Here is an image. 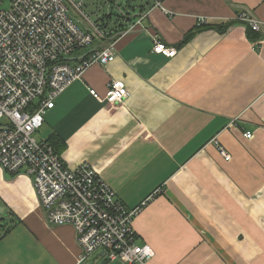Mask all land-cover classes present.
I'll return each mask as SVG.
<instances>
[{
    "label": "crops",
    "instance_id": "1",
    "mask_svg": "<svg viewBox=\"0 0 264 264\" xmlns=\"http://www.w3.org/2000/svg\"><path fill=\"white\" fill-rule=\"evenodd\" d=\"M91 13L93 23L108 16L112 26L115 13L131 22L121 18L126 29L100 45L114 44L113 61L55 99L40 141L56 135L68 169L90 165L126 209L139 208L131 227L153 251L148 264H264V0H105ZM240 13L259 31L238 23ZM154 41L175 56L152 53ZM80 52L70 64L89 53ZM113 81L130 94L122 103L89 95ZM0 208L10 228L0 264H123L102 251L81 259L75 230L48 224L24 173L0 168Z\"/></svg>",
    "mask_w": 264,
    "mask_h": 264
},
{
    "label": "built area",
    "instance_id": "2",
    "mask_svg": "<svg viewBox=\"0 0 264 264\" xmlns=\"http://www.w3.org/2000/svg\"><path fill=\"white\" fill-rule=\"evenodd\" d=\"M150 1L156 7L163 2ZM68 6L83 15V4L77 0H0V168L10 175L23 172L32 180L48 224L75 230L81 259L102 251L110 261L148 264L153 251L136 243L131 227L139 208L126 209L90 165L68 169L48 144L35 137L55 99L69 85L92 65L114 59L113 43L100 47L105 41L102 28L80 29L69 17ZM235 20L252 32L260 29L246 13ZM205 22L200 19L198 24ZM91 45L86 56L70 64L72 55ZM152 53L172 58L176 49L154 41ZM88 93L107 105L120 104L130 95L122 81L111 82L103 96L94 89ZM219 151L230 160L222 148Z\"/></svg>",
    "mask_w": 264,
    "mask_h": 264
},
{
    "label": "trees",
    "instance_id": "3",
    "mask_svg": "<svg viewBox=\"0 0 264 264\" xmlns=\"http://www.w3.org/2000/svg\"><path fill=\"white\" fill-rule=\"evenodd\" d=\"M150 2V1H149ZM151 5V3H150ZM115 16L117 17H120L121 18H124V17H121V15H118V13H115ZM108 16L106 17H102L100 19V21H98L97 23L99 24V27L102 28L104 34H105V38H108V37H115L117 35H119L121 32H123L125 29H126V24L125 22H129L131 20V18H128V20L126 18V21L124 20V23L119 19L117 18L115 21H113V23L111 24L112 26H109V21H108ZM101 22V23H100ZM131 22V21H130ZM230 24H226V25H223V26H214V27H228ZM198 27H208L206 25H199ZM249 34H251V32L249 31ZM56 137V138H55ZM46 144H48L52 149L53 151L55 152L56 155L59 156L61 150L58 149V145H61V143L59 142V140L57 139V136L56 135H50L48 140L46 142H44ZM10 175V174H9ZM11 176H15V175H11ZM3 227V229H2ZM9 226H3V225H0V238L6 234L8 231H9Z\"/></svg>",
    "mask_w": 264,
    "mask_h": 264
},
{
    "label": "rangeland",
    "instance_id": "4",
    "mask_svg": "<svg viewBox=\"0 0 264 264\" xmlns=\"http://www.w3.org/2000/svg\"><path fill=\"white\" fill-rule=\"evenodd\" d=\"M92 0H87V1H84V5H83V7H82V11L84 12V13H86L87 14V16H90L91 17V19H94V16H92V13L91 12H93V11H98V10H100V11H102V9H104L105 8V0H96L94 3H92L91 2ZM150 1V0H149ZM150 3H151V1H150ZM155 4H152L151 3V7L153 6V8H159L160 6H162V3L160 4V6L159 7H156V6H154ZM69 7V12H68V14H69V17L76 23L77 22V20H79V17L78 16H81L80 14H79V12H77V11H74L73 9H72V7L71 6H68ZM83 14V13H82ZM78 15V16H77ZM87 16H84V15H82L81 16V19L86 23V27H93L94 25H99L98 23H93V22H91V21H89V20H87V19H89ZM142 18V17H141ZM140 18V20H142ZM97 21H100V19L99 20H97ZM140 22V21H139ZM138 23V22H137ZM136 24V23H135ZM135 24L133 25V26H135ZM78 26L79 27H83L82 25H80V24H78ZM246 27V26H245ZM91 48H94V45H91V46H89V47H86V48H83L82 50H80V51H78V52H80V53H87V52H89L90 50H91ZM77 52V53H78ZM108 88V87H107ZM39 132V131H38ZM36 133L35 134V137H36V139L38 140V141H40V140H42V139H40V135H39V133ZM5 172V171H4ZM23 173V172H22ZM18 175V174H17ZM31 180V179H30ZM31 182H32V180H31ZM1 216H5L4 214H2V215H0V217Z\"/></svg>",
    "mask_w": 264,
    "mask_h": 264
},
{
    "label": "water",
    "instance_id": "5",
    "mask_svg": "<svg viewBox=\"0 0 264 264\" xmlns=\"http://www.w3.org/2000/svg\"><path fill=\"white\" fill-rule=\"evenodd\" d=\"M2 212V209L0 208V213Z\"/></svg>",
    "mask_w": 264,
    "mask_h": 264
}]
</instances>
